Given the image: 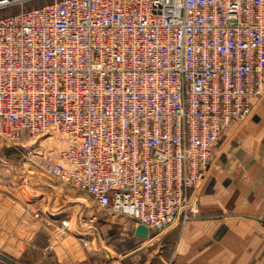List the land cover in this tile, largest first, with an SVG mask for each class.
<instances>
[{"label":"built area","instance_id":"1","mask_svg":"<svg viewBox=\"0 0 264 264\" xmlns=\"http://www.w3.org/2000/svg\"><path fill=\"white\" fill-rule=\"evenodd\" d=\"M13 7L0 137H69L42 170L148 234L196 217L216 145L264 95V0H0Z\"/></svg>","mask_w":264,"mask_h":264},{"label":"rangeland","instance_id":"2","mask_svg":"<svg viewBox=\"0 0 264 264\" xmlns=\"http://www.w3.org/2000/svg\"><path fill=\"white\" fill-rule=\"evenodd\" d=\"M43 3L33 1L24 8ZM19 10L20 7H13L0 11V17ZM71 143L69 137L59 132L27 136L16 144L0 137V261L3 264H33L35 258L45 264L80 263L82 259L85 264H113L118 258L111 248L114 241L119 244V250H130L132 245L126 243L130 237L124 226L135 228L132 218L102 209L86 192L50 177L40 167L39 153L53 150L60 158ZM67 221L69 226L64 225ZM165 233L151 232L139 241H148L159 252Z\"/></svg>","mask_w":264,"mask_h":264},{"label":"crops","instance_id":"3","mask_svg":"<svg viewBox=\"0 0 264 264\" xmlns=\"http://www.w3.org/2000/svg\"><path fill=\"white\" fill-rule=\"evenodd\" d=\"M191 193L200 213L166 231L159 252L125 224L132 246L121 251L114 241L113 264H264V95L248 121L222 135Z\"/></svg>","mask_w":264,"mask_h":264},{"label":"water","instance_id":"4","mask_svg":"<svg viewBox=\"0 0 264 264\" xmlns=\"http://www.w3.org/2000/svg\"><path fill=\"white\" fill-rule=\"evenodd\" d=\"M136 235L139 237H147L148 236V229L144 225H139L136 228Z\"/></svg>","mask_w":264,"mask_h":264},{"label":"bare ground","instance_id":"5","mask_svg":"<svg viewBox=\"0 0 264 264\" xmlns=\"http://www.w3.org/2000/svg\"><path fill=\"white\" fill-rule=\"evenodd\" d=\"M34 138V137H33ZM50 138H52V137H50ZM57 139V138H56ZM54 140V139H53ZM11 144V143H10ZM201 206V205H200ZM78 216V215H77ZM68 222V221H67ZM71 224V223H70ZM69 226V225H68Z\"/></svg>","mask_w":264,"mask_h":264}]
</instances>
